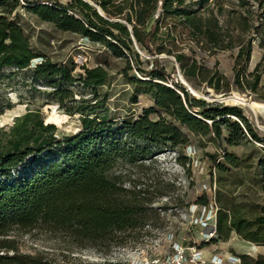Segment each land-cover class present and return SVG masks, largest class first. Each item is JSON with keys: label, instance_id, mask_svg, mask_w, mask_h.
<instances>
[{"label": "trees", "instance_id": "16d2710c", "mask_svg": "<svg viewBox=\"0 0 264 264\" xmlns=\"http://www.w3.org/2000/svg\"><path fill=\"white\" fill-rule=\"evenodd\" d=\"M229 1L0 0V72L29 69L42 58L34 79L52 88L51 95L67 114L80 115L81 124L74 135L60 136L58 127L46 123L37 110L0 129V264H55L21 253L8 239L14 232L41 230L77 249L100 251L127 244L150 224L154 210L148 190L125 179L120 167L144 166L168 149L182 154L193 148L200 156V147H193L189 135L218 143L224 159L236 167L241 159L234 148L242 142L264 143L246 107L197 98L173 78L174 63L158 57H175L188 81L203 79L216 90L237 89L264 103V0H237L228 10ZM20 10L106 49L108 67L125 60V78L146 89L153 104L136 117L116 121L97 115L96 106L77 101L70 86L79 82L96 91L106 85L108 71L102 65L84 67L85 79L79 80L73 75L76 67L56 64L38 53L20 23ZM180 39L187 47L184 52L177 44ZM217 160V155L210 156L211 176L214 167L224 169ZM190 191L189 204L197 206L199 216L211 206L212 195H197L194 186ZM225 222L217 217L215 224L207 223L208 233L227 236ZM230 228L264 247V216L252 223L232 220ZM189 238L185 231L172 235L174 245L184 250ZM171 252L177 254L175 247ZM184 256L185 264L193 263L192 253L184 251ZM235 256L239 264H264V254Z\"/></svg>", "mask_w": 264, "mask_h": 264}, {"label": "rangeland", "instance_id": "374dc122", "mask_svg": "<svg viewBox=\"0 0 264 264\" xmlns=\"http://www.w3.org/2000/svg\"><path fill=\"white\" fill-rule=\"evenodd\" d=\"M68 1L61 0L63 3ZM236 3L237 0H230L226 9H233ZM226 18V14L220 16L222 24ZM19 20L33 48L56 64L76 67L73 73L76 79H85L84 67L102 65L106 68L109 79L106 85L96 91L79 82L69 87L77 101H86L96 106L97 115L105 114L108 119L120 121L125 117L138 116L144 107L153 104L152 96L146 89L131 85L125 78L122 73L126 68L125 60H119L108 67L106 60L110 53L106 49L84 42L74 34L61 32L51 24L42 23L25 10H20ZM177 44L182 52L186 51L187 47L182 39ZM143 57L150 58L145 54ZM158 57L174 63L176 72L173 73V78L185 83L190 93L197 98L211 103L246 107L260 137H264V103L244 91H235L237 89L216 90L203 79L188 81L175 57ZM42 60H34L29 69L5 68L0 72V129H8L18 117L28 111L39 110L46 123L58 127L60 136L74 135L81 129L80 115L67 114L66 108L51 95L53 89L33 77L35 66ZM168 83L172 85L171 80ZM189 137L194 142L193 147H200V156L193 148H188L182 154L168 149L147 160L144 166L128 164L120 167L119 171L124 174L125 179L141 183L148 190L154 210L150 214V224L134 234L127 244L100 251L92 248L77 249L71 247L66 240L54 238L41 230L14 232L8 239L16 242L21 253L42 256L55 264L106 261L122 264H163L171 261L179 264L180 257L172 256L171 252V247H177L172 241V235L184 231L190 233L185 246L187 249L184 250L186 254L192 253L193 257V253L199 251L207 263L215 255L228 259L236 257V253L255 258L264 254L263 246L244 239L230 228L232 220L244 219L252 223L264 216V143L242 142L241 146L234 148L235 154L241 159L236 167L224 159L223 148L218 143L211 142L208 138L201 139L193 135ZM209 155H217V163L224 167H214L212 176ZM192 186L197 189V195L203 191L212 195L211 206L207 210L202 209L199 216L197 206L189 204ZM217 217L225 218V228L229 229L227 236L208 233L207 223L215 224ZM211 239L216 241L211 244ZM195 246H200L201 249H196Z\"/></svg>", "mask_w": 264, "mask_h": 264}, {"label": "built area", "instance_id": "2783aa9c", "mask_svg": "<svg viewBox=\"0 0 264 264\" xmlns=\"http://www.w3.org/2000/svg\"><path fill=\"white\" fill-rule=\"evenodd\" d=\"M21 1L23 2V0H21ZM176 250H177V254L175 256L180 257V263L179 264H185L187 262V259L184 256V249L177 246ZM191 262H193V263L196 262L197 264H205L206 263V261L203 260L202 253L199 251H195L193 253V257L191 259ZM210 262H211V264H227V263L228 264H235V263L239 262V260L234 256L229 257L228 259H225L224 257L215 255L211 259ZM163 264H174V263L173 262L171 263V261H165Z\"/></svg>", "mask_w": 264, "mask_h": 264}, {"label": "water", "instance_id": "95a60500", "mask_svg": "<svg viewBox=\"0 0 264 264\" xmlns=\"http://www.w3.org/2000/svg\"><path fill=\"white\" fill-rule=\"evenodd\" d=\"M183 85L187 86L185 83H183ZM193 94V93H192ZM194 95V94H193Z\"/></svg>", "mask_w": 264, "mask_h": 264}, {"label": "crops", "instance_id": "0c3cea01", "mask_svg": "<svg viewBox=\"0 0 264 264\" xmlns=\"http://www.w3.org/2000/svg\"><path fill=\"white\" fill-rule=\"evenodd\" d=\"M224 258H226V257L224 256Z\"/></svg>", "mask_w": 264, "mask_h": 264}]
</instances>
